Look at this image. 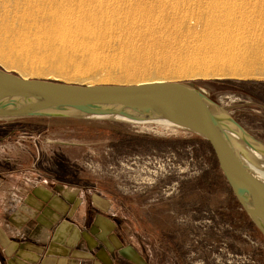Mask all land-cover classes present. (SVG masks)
I'll return each mask as SVG.
<instances>
[{
	"label": "rangeland",
	"instance_id": "374dc122",
	"mask_svg": "<svg viewBox=\"0 0 264 264\" xmlns=\"http://www.w3.org/2000/svg\"><path fill=\"white\" fill-rule=\"evenodd\" d=\"M237 1L243 6L239 12L264 17V0ZM188 23L194 26V19ZM180 41L174 36V41L167 44L173 59L178 54L190 56L188 51L178 53ZM242 53L237 61L264 69V49L252 57ZM0 67L24 77L18 68L1 59ZM183 67L186 74L165 81L210 90L215 101L264 141V119L260 131L242 111L244 107L236 108L238 103L249 106L240 94H248L249 87L256 83L264 84V78H216L205 76L203 66L186 63ZM98 72L103 75L105 69ZM68 76L69 72L61 76L45 72L27 78L82 84ZM214 80L229 82H210ZM16 119H0V170L15 167L19 171L26 166L39 171V164L30 163L39 158L48 163L50 172L69 171L71 175L65 178L69 184H78L72 181L75 173L97 179L103 192L111 191V203L118 207L114 217L128 227L131 245L148 264H264V241L259 232L224 186L218 164L212 169L211 153L190 134L156 126L114 128L61 118L40 123ZM31 127L37 128L29 131ZM211 172L218 186L209 196L202 190L201 177H210Z\"/></svg>",
	"mask_w": 264,
	"mask_h": 264
},
{
	"label": "bare ground",
	"instance_id": "6f19581e",
	"mask_svg": "<svg viewBox=\"0 0 264 264\" xmlns=\"http://www.w3.org/2000/svg\"><path fill=\"white\" fill-rule=\"evenodd\" d=\"M241 3L0 0V59L24 78L69 72V80L89 85L165 81L186 74V63L210 77L264 78V69L237 61L242 52L252 57L264 49V17L239 12ZM174 36L178 53L189 57L172 58L167 44Z\"/></svg>",
	"mask_w": 264,
	"mask_h": 264
},
{
	"label": "water",
	"instance_id": "95a60500",
	"mask_svg": "<svg viewBox=\"0 0 264 264\" xmlns=\"http://www.w3.org/2000/svg\"><path fill=\"white\" fill-rule=\"evenodd\" d=\"M47 117L186 132L214 152L226 184L264 237V141L205 89L184 82L74 84L24 78L0 67V119Z\"/></svg>",
	"mask_w": 264,
	"mask_h": 264
},
{
	"label": "crops",
	"instance_id": "0c3cea01",
	"mask_svg": "<svg viewBox=\"0 0 264 264\" xmlns=\"http://www.w3.org/2000/svg\"><path fill=\"white\" fill-rule=\"evenodd\" d=\"M247 93L240 95L249 106L236 108L244 107L251 124L263 131L264 84H254ZM33 162L39 171L26 163L19 171L0 170L2 264H148L131 245L128 227L114 217L118 207L110 190L103 192L97 179L78 173L72 181L79 185L69 184L66 169L50 172L43 159Z\"/></svg>",
	"mask_w": 264,
	"mask_h": 264
},
{
	"label": "trees",
	"instance_id": "16d2710c",
	"mask_svg": "<svg viewBox=\"0 0 264 264\" xmlns=\"http://www.w3.org/2000/svg\"><path fill=\"white\" fill-rule=\"evenodd\" d=\"M210 82H213V83H222L223 82H229V80H214V81H210ZM195 88L197 89H200L199 87L197 86H194ZM208 96V95H207ZM211 100L215 101L214 98L208 96ZM53 120H58V119H53V118H47V117H25V118H19V119H16V121H19V122H29V123H40V122H43V121H53ZM59 120H67V121H71L70 119H59ZM73 121V120H72ZM81 123H85L87 125H98V126H103V127H114V128H127V127H136V126H133V125H125V124H119V123H114V122H91V121H81ZM34 129H36L37 127H33ZM33 128L31 127L29 129V131H32ZM40 128V127H38ZM43 128V127H41ZM192 136L194 139L200 141L201 143H203V145L207 148V150L211 153L212 157H213V167L212 169H215L217 168V160H216V157L214 155V152L213 150L211 149V147L208 145L207 142L203 141L202 139L194 136V135H190ZM213 172V171H212ZM212 172H211V176L210 177H206V176H203L201 177V183H202V190L206 193L209 194H213L215 191H214V188H216V191H217V186H218V183H217V178L215 177L216 175H212ZM219 172V176L220 178L222 179V181L224 182V186H226L227 190L229 192L230 189L229 187L227 186L226 182H225V179L223 177V175L221 174V171H218ZM261 237V240L264 241V237L262 235H260Z\"/></svg>",
	"mask_w": 264,
	"mask_h": 264
},
{
	"label": "flooded vegetation",
	"instance_id": "af4514ba",
	"mask_svg": "<svg viewBox=\"0 0 264 264\" xmlns=\"http://www.w3.org/2000/svg\"><path fill=\"white\" fill-rule=\"evenodd\" d=\"M209 89H210V88H209ZM205 91L207 92L206 95L212 97V95H210V94H211L210 90L206 89ZM212 98H213V97H212Z\"/></svg>",
	"mask_w": 264,
	"mask_h": 264
}]
</instances>
